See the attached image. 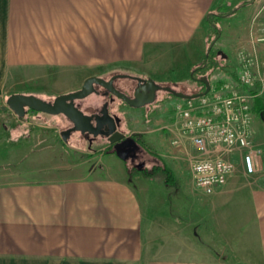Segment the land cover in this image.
<instances>
[{
  "label": "crops",
  "instance_id": "crops-1",
  "mask_svg": "<svg viewBox=\"0 0 264 264\" xmlns=\"http://www.w3.org/2000/svg\"><path fill=\"white\" fill-rule=\"evenodd\" d=\"M245 1L0 0V99L41 93L25 85L39 81L41 88L64 77L70 66L86 68L85 79L123 69L182 82L172 77V65L159 59L172 49L192 50L190 71L207 51L208 14L219 5L229 11ZM251 7L250 29L238 30L237 49L254 52L263 62L264 43L257 38L264 33V0ZM234 59L229 61L235 64ZM154 66L172 78L151 77L147 69ZM8 111L0 114V132L5 115H12ZM166 111L152 123L162 122L157 130L163 133H168L164 123L173 120ZM255 121L254 115V142L262 149L264 126ZM145 147L146 169L134 175L137 184L126 160L113 150L108 151L113 165L104 167L98 159L95 168L75 164L38 181L4 179L0 170V264H264V154L257 174L247 175L239 163L213 194L192 181L194 194L176 183L177 172L161 153ZM187 147L195 151L190 142ZM164 165L179 197L191 195L193 209L186 214L161 210L169 196L163 188L151 199L152 188L140 172H158L168 183L160 170Z\"/></svg>",
  "mask_w": 264,
  "mask_h": 264
},
{
  "label": "rangeland",
  "instance_id": "rangeland-1",
  "mask_svg": "<svg viewBox=\"0 0 264 264\" xmlns=\"http://www.w3.org/2000/svg\"><path fill=\"white\" fill-rule=\"evenodd\" d=\"M251 5H246L238 10L235 14L224 16L219 20L222 36L218 42V46L231 60L232 58H235L233 62L237 67H239L237 61V52L240 50V48L237 49L239 44L237 40L239 37L238 30L240 31L246 26H248V29H250L248 22L250 11L252 10ZM256 6L259 8L258 5ZM253 11H255V8H253ZM260 35H264V33L261 32ZM262 52L264 58V49ZM192 57V50L182 49L181 52L177 49L169 50L167 55L164 56L163 59L160 58L159 60H162V63H164L165 66H168V64L172 65L170 66V71L173 73L172 77H176V79H179L182 82H177L171 79L159 82L169 85L178 91H182L187 95H191L193 92H196L197 84L190 79V71L194 66L189 71V65L190 61H192ZM204 57L205 56H203V59ZM163 60H165V62ZM262 64L264 71V61ZM85 70L86 68L70 66L67 68L66 75L62 78L57 76L48 82L45 81L44 86L39 85L41 88H38V84L40 83L39 81H32L31 83L28 82V84L25 85V88L32 86L30 89L41 92L35 95L45 100L51 101L55 96L53 95L54 93L57 95L64 94L67 93L64 91L71 90L73 88L75 89L78 87V85L82 86L85 81ZM147 70L150 72V75H152L151 77L155 79L165 77L172 78L169 76L170 72H166L162 66H154L152 70ZM114 73L127 72H125L123 69H116L113 70L111 75ZM101 74L104 77L110 76L108 72H102ZM129 83L131 82L127 78H119L117 81L118 87L122 90ZM21 87H23V85ZM93 98L95 97H92V99ZM6 101V98L0 99V108L1 106L6 105ZM173 105L174 104H172V107ZM119 108H121L122 111H119ZM111 110H118V112L121 113V116L123 117V122L121 125L122 129H130L133 125V129L142 132L144 136L141 133H139V135H142V139L148 148H150L152 151H158L161 153L162 157L166 160L169 166L175 172H177L176 174L179 178H177L176 183L186 187L189 192L195 194V192L192 190V180L187 171V162L183 159H180L179 157H175L179 156V152L177 148L170 144L169 134L163 133L160 129L157 130V127L160 126L162 122L151 125L141 121L140 116H142V110H137L136 108L131 107L127 108L120 100L111 105ZM169 111L173 113L172 108ZM8 112H10L12 115H5L7 118L3 120L4 126L1 130V132L3 131V138H0L2 139L0 140V170L3 171L4 179L38 181L48 178L49 175H52L53 173L56 174V171L62 172L64 170L70 169V167L75 164L80 166L82 165L80 167L81 170H83L84 166H92L95 168L97 166L96 162L98 159L104 167L113 165V159H111L113 157H111V152H105V150L108 151L111 148L108 147V143L106 140H103V138L101 140L99 138L90 145L88 138L82 137V135L79 133H72V135L68 137L67 141L63 140L61 132L71 126L70 122L64 115H52L43 112H29L25 116L19 117L11 109ZM165 112L167 111L165 110ZM1 113H3L2 109L0 110V114ZM260 117L264 118V110L260 116H256L255 121L256 124L258 122L264 126V120H262ZM164 125L168 126L169 124L164 123ZM3 128H5V130H3ZM255 131L258 133V130L255 129ZM160 142H162V144L164 143V149L159 146ZM263 150L264 147H262V156L264 154ZM165 152H167L168 155H166ZM141 154H139L137 158L139 162L144 161L147 157L145 151H142ZM114 158L115 160H119L118 157ZM85 160L88 161L83 162ZM125 162L129 168L128 171L131 170L129 174L134 173L131 179L135 184H137L134 175L138 173V171H133L132 164L129 160ZM157 163L160 164V162ZM261 168L262 166L260 165V169ZM144 173V171L140 172V174L143 176V179H146L148 185H150L152 188L150 194L153 201H155L156 195L159 196L161 193V188H163V190L169 194L167 198V205L163 206L161 210L166 211L167 209L170 213H177V210L180 213L182 212L183 215L188 213V210L193 209L191 204V195L190 199L189 197L187 199L188 194L186 193H182L179 197L180 193H177L178 187L176 183L173 181L169 183L162 182L163 176L161 174L155 175L158 172H154V175H145ZM176 203L179 204L176 205ZM152 208L153 206L149 208L150 212Z\"/></svg>",
  "mask_w": 264,
  "mask_h": 264
},
{
  "label": "built area",
  "instance_id": "built-area-1",
  "mask_svg": "<svg viewBox=\"0 0 264 264\" xmlns=\"http://www.w3.org/2000/svg\"><path fill=\"white\" fill-rule=\"evenodd\" d=\"M264 42V35L257 38ZM238 79L211 85L192 98H179L173 120L164 126L194 185L207 194L224 186L240 163L247 175L260 170L262 149L254 142L253 99L264 93V71L256 53L240 49ZM190 142L195 151L187 147Z\"/></svg>",
  "mask_w": 264,
  "mask_h": 264
},
{
  "label": "water",
  "instance_id": "water-1",
  "mask_svg": "<svg viewBox=\"0 0 264 264\" xmlns=\"http://www.w3.org/2000/svg\"><path fill=\"white\" fill-rule=\"evenodd\" d=\"M117 77L123 78H134L131 74L122 73ZM205 85L206 90L201 94L207 93L211 84L206 77L201 79ZM153 82L152 79H150ZM114 77L110 80H105L103 77L92 75L85 79L81 89L72 92L60 94L54 98L53 101L45 100L35 94H22L14 93L10 95L6 101V106L15 112L19 117L25 116L29 110L36 112H43L52 115L62 114L71 123H73V128L67 129L61 132L64 141H67L71 132L79 131L82 134H91L94 137L98 135L108 136V141L110 144L114 145L113 151L122 159L126 160L130 155L131 149L127 148V141L123 140L125 134L116 130L121 118L117 115H111L107 104L104 105L101 115L96 116V124H93L91 120L93 116L86 115L79 107L75 104L78 99H84L96 92L95 85H100L109 91H111L116 97L125 101L130 106H141L147 102L153 101V97L148 100L139 101L138 94H135L134 98L126 95L125 93L116 89L113 85ZM152 94V92H151ZM198 94V95H201ZM180 98H192L198 95H187L184 93L177 94ZM105 125H109L107 131L104 129Z\"/></svg>",
  "mask_w": 264,
  "mask_h": 264
},
{
  "label": "flooded vegetation",
  "instance_id": "flooded-vegetation-1",
  "mask_svg": "<svg viewBox=\"0 0 264 264\" xmlns=\"http://www.w3.org/2000/svg\"><path fill=\"white\" fill-rule=\"evenodd\" d=\"M119 74H122V73H114L108 77H103V78L105 80H110L111 78L114 77V82H113L114 87L116 89H118L119 91L125 93L126 95L130 96L131 98H134L135 94H138L139 97L137 100H139V101L148 100L150 97L154 98L153 101L147 102L141 106H130L125 101L116 97L108 89H106L100 85H95V88L97 90L96 92L92 93L91 95H89L88 97H86L84 99L76 100L75 104L86 115L93 116V119L91 120V122L93 124H96V116L101 115V111H102L105 104H107L108 109H109V113L111 115H117L121 118V121L118 124L116 130L125 134V138L123 140L127 141V146H128L127 148L131 149L130 155L127 157L126 161L129 160L131 162L133 171L134 170L139 171V170H143V168L146 169L145 160L141 161V162H139L137 160L139 154H141L142 151H145V152L147 151L146 147H145V142L142 139V135H139V133L135 129H133V125L131 126L130 129H122L121 125L123 122V117L121 116V113L118 112V110L112 111L111 105L120 100L122 102V104H124V106H126L127 108L131 107V108H136L137 110H142V116H140L141 121H144L147 124L153 125L152 124L153 120L155 118H159L158 116H160V113L162 111L165 112V110H168V109L170 110L172 104H174V102L180 98L177 94L184 93V92L178 91V90L172 88L171 86L163 84L162 82L156 81L154 79H152L153 82H151L150 81L151 78H149V77H138V76H136L134 78L123 77V78L129 79L131 83H129L126 87H124L125 89L123 88V90H122L117 85V81L120 78V77H117ZM100 77H102V76H100ZM81 87L76 89V90L81 89ZM151 92H152V94H151ZM92 97H95V98L92 99ZM54 98L51 101H53ZM97 101H100V102H97ZM120 110H121V108H119V111ZM70 124H71V126L66 128L65 130L73 128V123L70 122ZM108 128H109V125L104 126V129L106 131ZM160 130H161V128H160ZM72 133H79L80 135H82V137L88 138L90 145L93 144L99 138H100V140L103 138V140H106V142L108 143V147L111 148L109 150H113V148H114V145L109 143V141H108L109 137L106 135H98V136L94 137L93 135L88 134V133L82 134L79 131H75V132H71L70 136L72 135ZM141 134H143V133H141ZM105 151H107V150H105ZM153 165H155V164H153Z\"/></svg>",
  "mask_w": 264,
  "mask_h": 264
},
{
  "label": "trees",
  "instance_id": "trees-1",
  "mask_svg": "<svg viewBox=\"0 0 264 264\" xmlns=\"http://www.w3.org/2000/svg\"><path fill=\"white\" fill-rule=\"evenodd\" d=\"M257 0H247L242 5L232 10H226L222 5L217 6L207 16L205 23L207 29V52L204 59L195 65L190 71V79L197 84L196 92L191 95H198L206 90L205 83L201 80L206 77L211 85L219 84L224 80L236 82L238 79V67L229 61V57L225 55L218 42L221 38V28L219 26L220 18L235 14L238 10L246 5H251ZM8 108L2 110L6 111ZM264 110V93L256 96L252 101V112L255 116H260ZM29 112H34L29 110ZM261 118V117H260ZM264 119V118H262ZM158 168H155L157 170ZM160 170L166 177V182L174 181V177L169 167H160Z\"/></svg>",
  "mask_w": 264,
  "mask_h": 264
}]
</instances>
